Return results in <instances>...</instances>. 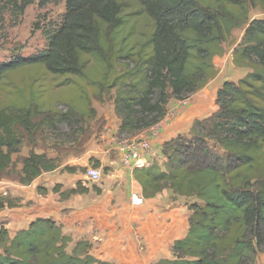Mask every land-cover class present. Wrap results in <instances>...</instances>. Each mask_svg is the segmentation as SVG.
I'll list each match as a JSON object with an SVG mask.
<instances>
[{
  "label": "trees",
  "instance_id": "1",
  "mask_svg": "<svg viewBox=\"0 0 264 264\" xmlns=\"http://www.w3.org/2000/svg\"><path fill=\"white\" fill-rule=\"evenodd\" d=\"M1 1L20 14L33 3ZM39 1L44 6L61 0ZM135 2L150 18L148 28L139 25L140 13H127L124 0H67L64 21L49 35L45 52L0 65V181L21 150L18 131L33 132L37 117L53 125L97 115L87 90L80 103L62 94L66 87L82 89L74 79L86 77L91 58L101 66L95 87L117 89L119 136L134 137L165 119L172 98L184 101L214 80V58L225 54L224 44L234 30L245 28L232 59L235 67L250 72L220 88L213 117L197 120L190 136L164 146L163 164L155 160L148 168L135 169L134 178L147 199L169 189L200 202L189 206V231L174 243L172 258L155 264H255L264 252V19L250 21L249 13L251 6L264 12V0ZM18 76L22 86L16 85ZM59 79L58 85L51 82ZM57 101L69 111H57ZM59 167L56 158L31 151L22 161L19 182L30 186ZM65 170L73 174L85 169ZM89 192L78 182L61 197ZM6 204L18 207L0 198V210ZM71 243L52 219H37L13 237L0 226V264H113L93 257L89 242L70 249Z\"/></svg>",
  "mask_w": 264,
  "mask_h": 264
},
{
  "label": "crops",
  "instance_id": "2",
  "mask_svg": "<svg viewBox=\"0 0 264 264\" xmlns=\"http://www.w3.org/2000/svg\"><path fill=\"white\" fill-rule=\"evenodd\" d=\"M217 58L220 56L214 58V64L219 67ZM227 60L223 80L217 77L193 94L186 104L170 101L165 119L134 137L150 139L155 158L161 164L166 160L163 148L167 143L179 136H190L197 120L209 119L218 112L217 94L223 83H238L250 72L235 67L232 56L229 55ZM231 74H239L238 81L229 79ZM119 127L118 119L116 132ZM87 154V161L80 163L73 159L65 166L43 174L32 186L1 180L0 195H11V200L17 199L18 207L11 209L6 204L5 209L0 210V226L13 237L37 219H52L71 237L70 247L81 241L89 242L91 255L98 260L113 264H155L171 259L174 243L184 239L189 231L191 211L184 202L186 198L174 200L175 195L167 189L155 198H145L143 206H133L131 195L142 194V188L134 178V170L123 167L118 156L106 163L109 172L104 183L98 186L101 194L90 191L62 199V192L76 188L84 179L77 172L63 175L64 168H79L93 163L91 160L102 163L98 152ZM57 186L62 187L61 193L54 191Z\"/></svg>",
  "mask_w": 264,
  "mask_h": 264
},
{
  "label": "rangeland",
  "instance_id": "3",
  "mask_svg": "<svg viewBox=\"0 0 264 264\" xmlns=\"http://www.w3.org/2000/svg\"><path fill=\"white\" fill-rule=\"evenodd\" d=\"M32 2L25 12L20 14L18 11H14L11 7H8L6 3L4 7V3L0 0V65L10 63L17 59L31 58L45 52L49 46V35L62 25L66 15L67 0H61L59 3H50L44 6L39 0H32ZM124 2L127 7V13H140L139 25L144 29L148 28L151 20L138 7L135 0H124ZM249 18L250 21L255 19L262 20L264 19V12L260 7L251 6ZM135 22L133 21L131 26ZM244 34L245 28L234 30L231 39L224 44L226 56H220V59L217 58L219 67L215 66L218 72L216 78L220 76L219 80H223L222 76H226L223 69L227 65V58L229 55L232 56L234 50L242 44ZM118 71H120L119 68ZM238 76L239 74H231L228 78L238 81ZM100 78L101 66L91 58L86 77L83 79H74L83 90L81 89V91L78 86H70L69 88L66 87L62 93L65 94L64 96L67 99L80 103V101L84 102L82 92L87 90L91 107L96 110L97 115L94 118L76 116L71 123H57L53 125L47 124L44 121V116L37 117L35 119L36 128L33 132L28 133L22 129L18 131L22 141L21 150L18 154L14 155V165L2 180H13L20 183V166L22 165L23 159L28 157L31 151L38 154H46L49 158H56L60 166H65L67 162L73 159H76V162L79 161L82 163L87 161L88 152H98L99 158L103 160L101 164L104 166V168H99L102 174L99 182L94 183L86 178L88 169L94 167L93 163L79 166V168L85 170L83 172H77L81 176V179L84 176L83 185L89 188L90 191L97 193L96 189H100L98 186L104 183L109 172L104 171L105 168L109 169V167H106V163L108 164V162L118 157V152L113 143L114 139L117 138L115 133L118 120L115 111L117 89L101 91L96 88L94 82L100 81ZM22 80L23 77L18 76L15 80L16 85L22 86ZM62 80L50 81L53 82V85H58ZM29 81H31V78ZM212 82L214 81L212 80L208 84ZM40 83L43 85L44 81L41 80ZM6 89L9 91V86ZM60 89H56L57 96L61 93L59 92ZM80 98L83 100H80ZM189 99L184 101L177 100V102L186 104ZM175 100V98H172L170 101L173 102ZM55 106L59 112L67 113L69 111V107L59 101H57ZM121 139L127 140L128 137H122ZM102 154L106 158H103ZM156 161L158 160L156 159ZM64 173L66 175L69 174L65 168L62 174L64 175ZM174 197L175 200L179 196ZM0 198L17 204V199H10L11 195L1 194ZM184 200L188 206L200 203L195 198H186ZM69 251L71 252V250ZM255 264H264V252L258 254Z\"/></svg>",
  "mask_w": 264,
  "mask_h": 264
},
{
  "label": "built area",
  "instance_id": "4",
  "mask_svg": "<svg viewBox=\"0 0 264 264\" xmlns=\"http://www.w3.org/2000/svg\"><path fill=\"white\" fill-rule=\"evenodd\" d=\"M115 133L117 138L114 139L113 143L123 167L132 170L144 169L150 167L153 161L156 160L150 139L128 137L127 140H124L121 139L122 137L119 136L118 131ZM101 175V170L93 167L88 169L86 178L96 183L100 181ZM131 203L133 206H143L146 203V199L142 194L133 193L131 195Z\"/></svg>",
  "mask_w": 264,
  "mask_h": 264
}]
</instances>
